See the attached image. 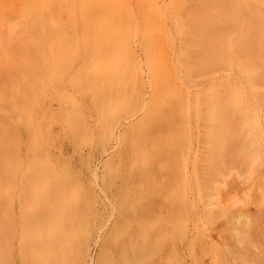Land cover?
<instances>
[{
	"label": "bare ground",
	"instance_id": "6f19581e",
	"mask_svg": "<svg viewBox=\"0 0 264 264\" xmlns=\"http://www.w3.org/2000/svg\"><path fill=\"white\" fill-rule=\"evenodd\" d=\"M263 87L264 0H0V264H245Z\"/></svg>",
	"mask_w": 264,
	"mask_h": 264
},
{
	"label": "rangeland",
	"instance_id": "374dc122",
	"mask_svg": "<svg viewBox=\"0 0 264 264\" xmlns=\"http://www.w3.org/2000/svg\"><path fill=\"white\" fill-rule=\"evenodd\" d=\"M17 20L13 17L4 16L1 19V23L3 27L13 26L16 28L17 31ZM16 31L12 32L13 35L16 34ZM12 35V36H13ZM260 93H264V87L260 90ZM251 217L247 221L241 220L238 224L235 222L226 223L225 221H218L217 225H215V232L214 235V242L212 243L213 246L218 247L219 246V239L217 235L219 232L222 234V238L225 239V242L229 241L228 244L230 247H232V252L236 253L239 252V255L242 258V262L245 264H264V229L259 230L258 227H252L251 220L253 219V216L256 214L255 210H251ZM264 221V220H263ZM260 227H262L264 224L262 221L257 220ZM225 230V231H224ZM231 230H238L239 232H245L244 235L239 236L240 239H244V242L240 245L234 240V236L236 232H231ZM255 230V232H253ZM2 238V234L0 232V241ZM222 243V242H221ZM4 248L1 245L0 242V255L1 253L5 252ZM96 251H93V257L95 255ZM195 257L199 260V262H203V256L201 254H198L195 252ZM205 260V259H204ZM225 261L220 259L218 264H222ZM14 264H18L15 262ZM227 264H230L229 261H227ZM242 264V263H241Z\"/></svg>",
	"mask_w": 264,
	"mask_h": 264
}]
</instances>
